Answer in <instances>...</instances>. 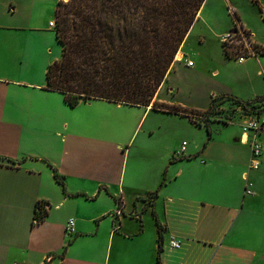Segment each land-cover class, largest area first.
I'll return each mask as SVG.
<instances>
[{
    "label": "crops",
    "instance_id": "0c3cea01",
    "mask_svg": "<svg viewBox=\"0 0 264 264\" xmlns=\"http://www.w3.org/2000/svg\"><path fill=\"white\" fill-rule=\"evenodd\" d=\"M56 2L0 0V264H159L157 220L163 264H264V152L259 168L248 169L246 113L212 121L209 137L198 117L153 104L89 98L71 106L47 88L62 48L51 24ZM233 12L264 46L256 26L264 25V1L257 14L238 0H206L156 102L205 111L218 94L250 106L264 101V66L258 90L251 75L235 83L220 65L233 59L248 73L250 61L264 57L227 56ZM209 42L219 57L198 47ZM39 202L47 215L33 223Z\"/></svg>",
    "mask_w": 264,
    "mask_h": 264
},
{
    "label": "trees",
    "instance_id": "16d2710c",
    "mask_svg": "<svg viewBox=\"0 0 264 264\" xmlns=\"http://www.w3.org/2000/svg\"><path fill=\"white\" fill-rule=\"evenodd\" d=\"M205 1L58 0L56 36L62 48L61 56L48 66L47 88L60 90L73 107L89 98H106L141 106L153 104L157 110L196 116L198 123L206 125L209 137L212 121L218 120L213 116L221 111L226 99H230L235 112L241 107L246 114L258 115L264 110V101L250 106L232 94L214 96L205 111L154 99ZM254 44L257 52L264 53V46ZM225 49L231 56V49ZM54 176L65 187L64 177L57 170ZM157 194L158 190L151 195ZM43 205L38 203L41 209L36 211L33 223L44 221L47 211L41 212ZM157 221L158 262L163 264V224Z\"/></svg>",
    "mask_w": 264,
    "mask_h": 264
},
{
    "label": "built area",
    "instance_id": "2783aa9c",
    "mask_svg": "<svg viewBox=\"0 0 264 264\" xmlns=\"http://www.w3.org/2000/svg\"><path fill=\"white\" fill-rule=\"evenodd\" d=\"M233 29L223 37V43L225 46L231 50L234 47L239 46L236 51H239L240 47H243V49H248L250 51V54L254 55L257 53V47L255 46L254 42L252 41L251 33L245 29L242 24L239 17H237L236 13L233 12ZM52 25H54V22H51ZM177 56V55H176ZM247 55H240L237 57L238 61H244L245 57ZM188 65H192V62L188 61ZM239 110H243L241 107L238 108ZM242 127L244 129V132L242 134L243 138L247 141L248 138L251 140V159L248 164V169H258L261 165V157L264 152V138H261V135L264 133V118H262L259 115H251L249 113L246 114V118L242 121ZM186 147V143L184 142L181 147L176 149L175 155L179 156L182 155ZM245 192L248 194H253L252 185L246 182L245 186ZM47 204H44L42 207V211H47ZM41 209V207L38 209V211ZM74 223L72 219L69 221V223L66 224V231L67 232H74ZM170 245L175 248L180 247V241L173 238L170 242Z\"/></svg>",
    "mask_w": 264,
    "mask_h": 264
},
{
    "label": "rangeland",
    "instance_id": "374dc122",
    "mask_svg": "<svg viewBox=\"0 0 264 264\" xmlns=\"http://www.w3.org/2000/svg\"><path fill=\"white\" fill-rule=\"evenodd\" d=\"M49 1L52 2V0H49ZM56 1H58V0H56ZM238 1L240 2V4H242L243 8H245L248 12L249 11H253V12H256L257 14H259L260 5L262 4V2L264 0H261L260 2H257V3L255 2L257 0H253L254 1L253 3H251L249 0H238ZM208 9L209 8H207V11H208ZM263 17H264V14H263ZM256 26L259 27V29H257V30L260 31V34H259L260 37H261L260 39L264 40V25L263 24L262 25L261 24H259V25L257 24ZM54 27L56 29V21L54 22ZM193 43L194 44L196 43L194 38H192L190 40L189 45H191ZM198 47L202 48V50H204V53L208 52V55H210V57H211V55L215 56L216 53H217V56H218V51L216 52V49L214 48V45L212 44V42L211 43L209 42L206 46H198ZM224 47H226L225 44H224ZM238 47L239 46L234 47L233 49H235V48L237 49ZM227 49H229V48H227ZM236 49L235 50H231L232 53H231V56H229V57L237 58L240 55H244V54H249L250 53V51L247 48L243 49V47H240L239 51H236ZM208 61H210V60L208 59ZM220 65L222 67H224L223 69H226L229 74H231V76H232L233 80L235 81V83L236 82L237 83L245 82L246 78H248V76L251 75V78L253 79V82L255 84L254 87H256L258 90L262 89V86H261L262 85V80H261L262 77H258L256 75V72H257L258 69H260L261 67L264 66V57L260 58V63L257 60L250 61L249 65L251 66V69H249L248 73H247L246 68L239 67L238 66V62H235V60H233V59L228 61L226 64H225V62L224 63L222 62V63H220ZM208 66H207V68H208ZM229 100L230 99H226L227 102L223 103L224 105L222 104L221 109H219L220 106L218 107V109L221 110V111L220 112L217 111L214 114V116H213V117H216L221 122H227L228 123L230 121L231 122L234 121L233 118H235L234 116H235L236 112L234 111V105ZM220 126H223V124H219L218 127L220 128Z\"/></svg>",
    "mask_w": 264,
    "mask_h": 264
}]
</instances>
